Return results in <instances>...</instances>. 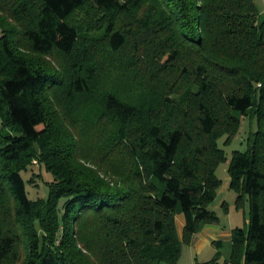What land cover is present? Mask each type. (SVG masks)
<instances>
[{
  "label": "trees",
  "instance_id": "1",
  "mask_svg": "<svg viewBox=\"0 0 264 264\" xmlns=\"http://www.w3.org/2000/svg\"><path fill=\"white\" fill-rule=\"evenodd\" d=\"M86 3L104 18L103 36L113 52L126 41L138 49L165 46L154 80L145 78L158 88L124 70L114 81L126 94L109 80L97 89L91 62L69 63L65 77L36 62L32 55L72 52L80 37L73 15ZM0 4L16 17L0 22V264L174 263L181 243L217 219L207 207L220 182L215 167L226 160L216 141L243 115L255 117L257 128L226 168L237 201H248L249 216L246 229L231 231L227 259L264 264V18L255 0ZM141 7L143 16L136 14ZM58 89L69 95L101 89L102 110L89 125L108 115L113 126L101 125L98 142H106V128L131 154L134 165L121 184L81 164L77 147L53 137L57 109L47 95ZM35 142L52 179L45 197L31 199L21 171ZM105 142L100 149L107 157L112 143Z\"/></svg>",
  "mask_w": 264,
  "mask_h": 264
},
{
  "label": "rangeland",
  "instance_id": "2",
  "mask_svg": "<svg viewBox=\"0 0 264 264\" xmlns=\"http://www.w3.org/2000/svg\"><path fill=\"white\" fill-rule=\"evenodd\" d=\"M4 1L6 0L0 2ZM255 4L260 13L259 18H264V0H255ZM2 6L0 4V22L11 24L16 17L6 14ZM143 13H145L143 7L136 11V14L140 16H143ZM73 17L80 28V37L72 52L68 55L58 52L36 57L32 55L36 62L50 64L53 70L64 77L68 74L69 63L74 61L85 65L88 64L87 62H91L92 76L97 79V89L109 80L113 87L119 88L125 94L127 93V87L114 81L119 75L131 71L132 76L140 75L142 81L144 80V85L149 84L146 82V77L148 79L154 78L155 71L158 70L157 68L160 67L159 65L162 62L161 58L167 51L165 46L149 44L138 49L134 47L132 42L126 41L117 51L113 52L106 42V36H103L102 27L105 25V20L99 15V12L93 8L91 9L86 3L81 9L76 10ZM131 19V17L126 16L122 20L129 23ZM124 26L126 28L129 24ZM87 41L94 42L95 45L87 47ZM80 55L88 61L82 59ZM149 85L152 88H158V85L154 83ZM100 90L96 93H74L69 95L67 92L58 89L47 95L50 98L51 109H57L53 119L56 125V129L53 131L55 136L53 137L59 136L62 140L70 142L71 147H77L74 154L81 164L95 169L96 173L106 180L117 181V184H121L122 180L130 173L128 171L130 167L134 165L131 154L120 145V140L112 139L113 133L108 130L105 131L106 128L103 129V132L107 134L106 142L105 138L102 139V137L98 142L99 132L102 129L101 125L103 127L109 126L108 128L113 126V122L108 115L100 114L101 123L97 127L89 125L90 120L96 118V113L102 110ZM133 95V93H129L128 96ZM256 126L257 120L255 117L243 115L232 133H225L217 137L216 142L223 150L226 160L221 161L215 167V173L220 182L216 193H214V198L207 206L210 209L212 208L217 219L214 222L205 223L202 228L209 226L210 230L218 231V237L222 244L214 246L211 237L204 234L201 228L202 230L198 231H202L199 239L207 240H205L204 245L198 246L199 249L196 250L195 243L192 244L191 240L190 242L184 241L181 243L179 256L174 263H162L161 261L160 264H230L227 258L231 253V231L236 227L247 228L249 209L247 199L243 198L241 201H237L236 190L229 184L226 166L233 150L245 151L247 149L249 136L256 130ZM104 142L112 143V147L106 155L107 157L103 155L100 149ZM34 145L30 148L31 150L27 156L29 159V161L27 160V168L21 171L28 197L31 199L45 197L48 192L47 182L52 179L51 173L40 164L42 153L39 145H37V142ZM178 220V216H175L174 222H176L180 234L182 228L180 222H177ZM21 250H24V246H21Z\"/></svg>",
  "mask_w": 264,
  "mask_h": 264
},
{
  "label": "crops",
  "instance_id": "3",
  "mask_svg": "<svg viewBox=\"0 0 264 264\" xmlns=\"http://www.w3.org/2000/svg\"><path fill=\"white\" fill-rule=\"evenodd\" d=\"M178 221L177 222H180V226H181V228H182V225H183V218H182V216L181 215H178ZM203 229V233L204 234H207L209 237H211V240H212V242L213 241H220L219 240V235H218V231H215L214 229L213 230H210V227L209 226H206L205 228L203 227L202 228ZM201 229V230H202ZM200 232H202V231H200ZM200 232H198V233H194V235L192 236V238H191V243L192 244H194L195 243V247H196V250H198L199 249V247H200V245H204L206 242H205V240H200L199 239V236L201 237V235L202 234H200ZM208 237V238H209ZM207 241V240H206ZM221 242V241H220ZM221 244H222V242H221ZM199 246V247H198Z\"/></svg>",
  "mask_w": 264,
  "mask_h": 264
}]
</instances>
